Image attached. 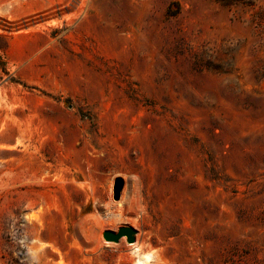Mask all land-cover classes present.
<instances>
[{"label":"rangeland","instance_id":"374dc122","mask_svg":"<svg viewBox=\"0 0 264 264\" xmlns=\"http://www.w3.org/2000/svg\"><path fill=\"white\" fill-rule=\"evenodd\" d=\"M140 263L264 264V0H0V264Z\"/></svg>","mask_w":264,"mask_h":264},{"label":"water","instance_id":"95a60500","mask_svg":"<svg viewBox=\"0 0 264 264\" xmlns=\"http://www.w3.org/2000/svg\"><path fill=\"white\" fill-rule=\"evenodd\" d=\"M119 191H120V187L117 190V197H118ZM135 234H136V232L132 227L124 226V227H120L117 230V232L104 231L103 232V239L106 242L117 243L122 237H125L127 243L132 244L135 241Z\"/></svg>","mask_w":264,"mask_h":264},{"label":"bare ground","instance_id":"6f19581e","mask_svg":"<svg viewBox=\"0 0 264 264\" xmlns=\"http://www.w3.org/2000/svg\"><path fill=\"white\" fill-rule=\"evenodd\" d=\"M151 257V256H150ZM147 260H149V257L145 258V262H147ZM144 261V260H143ZM141 262V261H140ZM141 264V263H140Z\"/></svg>","mask_w":264,"mask_h":264}]
</instances>
